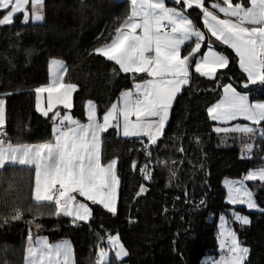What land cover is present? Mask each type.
Returning <instances> with one entry per match:
<instances>
[{
  "label": "trees",
  "instance_id": "obj_1",
  "mask_svg": "<svg viewBox=\"0 0 264 264\" xmlns=\"http://www.w3.org/2000/svg\"><path fill=\"white\" fill-rule=\"evenodd\" d=\"M129 7L128 0H44L43 21L25 24L16 16L11 25L0 26V98L5 100L7 140L14 144L51 140V115L42 116L34 105L35 89L47 83L51 59L64 61V81L78 86L73 107L60 111H69L81 122L86 100L95 103L100 115L130 86L132 74L120 73L114 62L93 51L112 39ZM4 13L0 12V18ZM188 14L204 30L200 10L193 7ZM190 45L183 48V54ZM216 49L229 57V65L218 70L214 79L192 69L191 85L184 86L174 100L163 135L149 146L150 157L141 143H147L145 138L122 137L115 127L101 134L102 162L117 159L120 184L115 215L90 203V220L73 224L69 217L54 214V204L37 205L32 200L33 167L9 164L0 168V264H23L27 229L36 222L49 240H70L74 264H95L97 245L103 247L101 237L109 234H118L129 253L123 264H204L205 255L220 254L218 220L221 215L228 220L233 207L225 202L222 180H241L250 169L264 167V140L257 136L251 155L240 157L237 145L244 139L232 136L229 146H221L207 108L219 99L226 83L261 102L264 86L245 88L246 77L234 53L219 42ZM133 160L138 164L135 169ZM149 163L155 165L152 178L146 181L138 167ZM141 184L146 191L137 196ZM246 185L259 207L234 206L236 212L249 216L250 224L235 221L233 230L250 249L247 264H264V212L260 211L264 184L246 181ZM17 208L23 216L12 220ZM110 259L117 264L111 251Z\"/></svg>",
  "mask_w": 264,
  "mask_h": 264
},
{
  "label": "snow or ice",
  "instance_id": "obj_2",
  "mask_svg": "<svg viewBox=\"0 0 264 264\" xmlns=\"http://www.w3.org/2000/svg\"><path fill=\"white\" fill-rule=\"evenodd\" d=\"M173 4L169 6L167 0H130L129 11L115 28L116 35L111 42L93 50L114 62L120 73L132 74L134 80L132 87L121 91L117 102L103 112L102 119L98 118L97 106L92 101L85 104L86 123L69 111L61 113L57 108L62 105L63 109L70 110L72 94L78 87L63 82L66 69L52 76L53 66L63 69V62L59 60L49 62V83L35 89L36 111L44 117L53 113L51 140L39 144H14L7 140L5 100L0 98V168L9 163L34 167L32 200L37 205L54 204V214L71 217L73 224L88 222L92 217L93 211L87 202L102 205L115 215L120 184L117 159L102 163L101 134L115 127L124 137H146L147 143L143 140L141 143L145 155L150 157L149 146L157 144L163 135L174 100L184 86L191 85L193 60L194 72L209 79H214L218 70L229 65V57L216 50V42L226 45L238 57L239 67L247 76L245 88L257 83L264 86V0H211L209 6L205 0H173ZM193 7L202 13L204 30L188 14ZM0 12L6 13L0 18V26L11 25L17 14H22L21 22L25 24L30 20L43 21L44 0H0ZM193 38L194 46L183 54V48ZM205 42L207 50L201 56L198 53ZM113 73L116 74L115 68ZM44 93H47L46 107L42 106ZM207 113L211 120L224 125L237 118L250 122L215 127L213 130L217 133H238L243 138L258 136L264 140V102H250L249 94L238 92L231 83L223 85V95L208 107ZM253 147V143L245 142L242 152L250 156ZM137 166L133 160L132 168ZM140 172L144 180L152 178L153 172L147 164ZM175 176L176 172L172 171L171 177ZM245 181L264 184V167L250 169L241 180L230 182L228 202L257 209L254 193ZM145 191L141 184L136 195ZM22 216L23 211L17 208L11 219ZM232 217L241 225L250 224L247 215L232 212ZM220 220L217 240L222 255L211 264H247L250 249L238 239L236 231L226 226L224 215ZM107 244L108 249L97 245L95 264H112L110 251L114 252L117 264H123V258L129 253L119 235H107ZM24 261L25 264H74L69 242L52 244L39 236L33 241L31 233Z\"/></svg>",
  "mask_w": 264,
  "mask_h": 264
},
{
  "label": "crops",
  "instance_id": "obj_3",
  "mask_svg": "<svg viewBox=\"0 0 264 264\" xmlns=\"http://www.w3.org/2000/svg\"><path fill=\"white\" fill-rule=\"evenodd\" d=\"M129 1V3H130V0H128ZM167 1H169L170 2V4H168L169 6H175L174 4H173V0H167ZM168 3V2H167ZM210 3H211V1H209V3H208V5H206V6H209L210 5ZM29 10H30V5H29ZM4 14H6V13H4ZM222 15V14H221ZM16 16H19L20 17V20L22 21V19H23V16H22V14H17ZM201 16H202V13H201ZM29 22H40V21H29ZM206 31V30H205ZM116 35V33L114 34V36ZM111 42V40L108 42V43H110ZM188 43H191V47L192 46H194V38H193V40L192 41H190V42H188ZM107 44V43H106ZM103 45H105V44H103ZM103 45H101V46H103ZM100 46V47H101ZM191 47H190V50H191ZM189 50V51H190ZM207 50V43H205V45L203 46V44H202V48H201V50H200V52L198 53L199 55H201L202 56V54H203V51H206ZM217 50V49H216ZM231 50V49H230ZM188 51V52H189ZM232 51V50H231ZM233 52V51H232ZM234 53V52H233ZM234 55H235V53H234ZM237 58V60H238V57H236ZM51 60H59V61H62V60H60V59H51ZM49 62H50V60L48 61V65H47V83L45 84V85H47L48 83H49V80H50V69H49ZM63 62V69H57V67L56 66H53V68H52V70H51V73H52V76L54 77L55 75H57V73H58V71H63L64 69H66V63L64 62V61H62ZM238 66H239V62H238ZM239 69H240V67H239ZM241 70V69H240ZM193 71H194V62H193ZM242 71V70H241ZM243 72V71H242ZM65 73H66V71H64V75H63V82L64 83H67V82H65L64 81V78H65ZM243 74L245 75V77H246V82H247V76H246V74L243 72ZM141 76H143V74H140ZM199 75V74H198ZM146 78V77H145ZM207 78V77H206ZM133 82H134V80H132L131 81V84H130V86L128 87V88H126V89H123V90H127V89H130L131 87H132V84H133ZM226 84H229V83H226ZM258 84V83H257ZM45 85H43V86H45ZM234 88H236L234 85H232ZM41 87V86H40ZM122 90V91H123ZM236 90L238 91V92H242V93H244L243 91H240L239 89H237L236 88ZM121 93V92H120ZM120 93L118 94V96H117V98H116V100L114 101V102H117V100H118V97H119V95H120ZM223 95V87H222V92H221V96ZM221 96L219 97V99L216 101V102H214V103H212L210 106H212L213 104H215V103H217L219 100H220V98H221ZM72 98H73V94H72ZM249 99H250V102H253V103H255V102H261V101H258V100H252L251 98H250V96H249ZM86 102H87V100L85 101V103H84V108H85V104H86ZM93 102V101H92ZM113 102V103H114ZM94 103V102H93ZM95 104V103H94ZM34 105H35V109H36V93L34 94ZM42 106H44V107H46L47 106V93H44V94H42ZM111 106V105H110ZM209 106V107H210ZM57 108L60 110V108L61 109H63V106L62 105H58L57 106ZM208 109V108H207ZM63 110H65V109H63ZM54 111H55V109H54ZM39 113V112H38ZM169 113H170V111H169ZM40 114V113H39ZM53 113H49V115H52ZM208 114V113H207ZM97 115H98V113H97ZM102 116H103V113L102 114H100V115H98V118H100V119H102ZM84 117H85V119H84V121H82V123H86L87 122V117H86V114H85V109H84ZM209 117V116H208ZM209 119H210V117H209ZM168 121V120H167ZM167 121H166V123H167ZM210 121L212 122V124H213V128H212V130L215 128V127H225V126H228V127H231L232 125H234V124H245V123H250V122H248V121H245V120H243V118H237V120H235V121H230V122H228V124L227 125H224L223 123H220V122H217V121H213V120H211L210 119ZM117 130V129H116ZM213 132H214V134L216 135V136H218L219 138H229V137H232V136H240V140H243V139H245V138H243L242 137V134H238V133H223V132H220V133H217L216 131H214L213 130ZM120 136H122V137H124L122 134H119ZM135 138H138V137H135ZM139 138H145V139H147L146 137H139ZM242 138V139H241ZM249 139H250V137H249ZM254 139H252V141H253ZM243 142V141H242ZM40 143H43V142H40ZM32 144H39V143H32ZM9 164H11V163H9ZM9 164H6V165H9ZM17 165H19V164H17ZM20 166H24V165H20ZM34 168V167H33ZM34 180H35V170H34ZM220 219V218H219ZM227 219V218H226ZM36 224H39L40 225V223L39 222H36ZM218 224H219V220H218ZM219 227H220V225H219ZM35 228H37V227H35ZM34 228V229H35ZM40 229V231L42 230V227H40V228H38V230ZM34 231V230H33ZM38 233H40L41 235L39 236V237H45V238H47V236L45 235V234H43V232H38ZM32 239H33V241L35 240L34 239V236L32 237ZM48 239V238H47ZM48 241L50 242V243H52V244H55V243H60V242H63V241H67V242H69L70 244H71V242H70V240L69 239H66V238H61V239H56V240H49L48 239ZM71 247H72V244H71ZM218 250H219V246H218ZM72 253H73V248H72ZM220 254H216V255H214L213 256V258H215L216 259V257L217 256H219ZM24 256H25V252H24ZM73 261H74V258H73ZM23 264H25V261L23 260ZM208 264H210V263H208Z\"/></svg>",
  "mask_w": 264,
  "mask_h": 264
},
{
  "label": "rangeland",
  "instance_id": "obj_4",
  "mask_svg": "<svg viewBox=\"0 0 264 264\" xmlns=\"http://www.w3.org/2000/svg\"><path fill=\"white\" fill-rule=\"evenodd\" d=\"M98 48V47H97ZM128 88V87H127ZM126 89V88H125ZM87 101H92V100H87ZM85 109V108H84ZM232 139V137H229V138H219L218 137V140H219V144L221 145V146H229L230 144H231V140ZM245 142H247V143H252V138H245L244 140H243V142H240L237 146H238V148H239V155H240V157H242V158H244V157H247L248 155H245L243 152H242V148H243V143H245ZM112 160V159H111ZM110 160H108V161H106V162H104V163H108ZM103 163V162H102ZM260 168V167H259ZM256 169V168H255ZM240 179H238V178H233V177H225V178H223V180H222V186H223V188L225 189V202L226 203H228V204H230L229 202H228V199H227V197H228V195H229V189H228V184L230 183V182H233V181H239ZM245 184H246V181H245ZM237 187L239 186L238 184L236 185ZM247 186V185H246ZM34 187V186H33ZM117 195H118V190H117ZM78 199H81L82 201H83V198H80V197H78ZM87 203H89V206H90V203L91 202H87ZM231 205H236V204H231ZM241 205V204H240ZM55 206V205H54ZM102 206V205H101ZM246 206V205H245ZM103 207V206H102ZM249 210H256V209H249ZM63 215V214H62ZM71 220H72V218L71 217H69ZM80 222H84V221H80ZM221 220L219 219V224H218V234H219V231H220V227H219V225H221ZM36 223L34 224L33 223V236H34V239H36V237H38V236H40L41 234L40 233H38V232H40V229L38 230V228H35L36 227ZM227 226V225H226ZM35 228V229H34ZM113 235H116V234H113ZM28 244H29V238H26V247L28 246ZM26 247H25V249H26ZM113 253V255H114V257H115V254H114V252H112ZM221 255V254H220ZM220 255L219 256H217L216 257V259H219V257H220ZM213 256L214 255H210V254H207V255H205L204 257H203V263L204 264H208V263H210L211 264V262L213 261V260H215V258H213Z\"/></svg>",
  "mask_w": 264,
  "mask_h": 264
},
{
  "label": "built area",
  "instance_id": "obj_5",
  "mask_svg": "<svg viewBox=\"0 0 264 264\" xmlns=\"http://www.w3.org/2000/svg\"><path fill=\"white\" fill-rule=\"evenodd\" d=\"M6 139H7V138H6ZM154 165H155V164H153V163H149L147 166H148L150 169H152V167H153ZM141 167H144V165L138 167V172H139V174L143 177V174L140 172V168H141ZM244 176H245V175H244ZM244 176H243V177H244ZM236 205H237V204H236ZM236 205H233V207L236 206ZM233 207H232V209H231L230 217H229L228 220H227V227H230V228H232V229H233V225H234V222H235V220H234L233 217H232V212H236V210H235ZM79 222H80V221H79ZM79 222H77L76 224H79ZM29 233H31V236L33 237V228L29 227V228L27 229L26 238H29ZM100 244H101L104 248L108 249L107 235L103 236V240H100ZM219 252H220V254L222 255L220 249H219ZM94 262H96V258L94 259Z\"/></svg>",
  "mask_w": 264,
  "mask_h": 264
}]
</instances>
